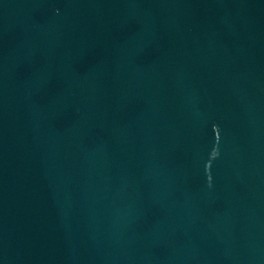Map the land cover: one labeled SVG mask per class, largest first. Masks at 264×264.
Masks as SVG:
<instances>
[{"label": "water", "instance_id": "obj_1", "mask_svg": "<svg viewBox=\"0 0 264 264\" xmlns=\"http://www.w3.org/2000/svg\"><path fill=\"white\" fill-rule=\"evenodd\" d=\"M0 264H264V0H0Z\"/></svg>", "mask_w": 264, "mask_h": 264}]
</instances>
